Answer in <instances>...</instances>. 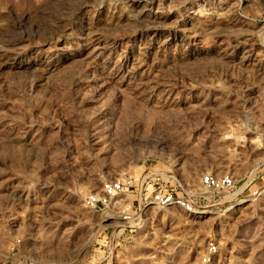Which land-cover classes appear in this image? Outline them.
Wrapping results in <instances>:
<instances>
[{
  "label": "rangeland",
  "instance_id": "rangeland-1",
  "mask_svg": "<svg viewBox=\"0 0 264 264\" xmlns=\"http://www.w3.org/2000/svg\"><path fill=\"white\" fill-rule=\"evenodd\" d=\"M172 168L211 213L84 205ZM263 189L264 0H0V260L264 264Z\"/></svg>",
  "mask_w": 264,
  "mask_h": 264
},
{
  "label": "built area",
  "instance_id": "built-area-1",
  "mask_svg": "<svg viewBox=\"0 0 264 264\" xmlns=\"http://www.w3.org/2000/svg\"><path fill=\"white\" fill-rule=\"evenodd\" d=\"M200 183L206 190L213 193L233 191L237 179L233 173L217 174L212 171L203 172ZM149 186L152 189H149ZM145 190V192H144ZM132 195L136 197L133 198ZM85 207L103 212H111L124 225H133L135 220L151 205L160 208L180 207L191 212L196 209L195 194L188 189L177 170H150L142 180L132 175L108 181L102 191L90 192L84 197ZM209 252H216V241L208 243ZM208 262V257H202ZM0 264H61L57 260H47L35 253L22 249V238L16 237L8 254L0 260Z\"/></svg>",
  "mask_w": 264,
  "mask_h": 264
},
{
  "label": "bare ground",
  "instance_id": "bare-ground-1",
  "mask_svg": "<svg viewBox=\"0 0 264 264\" xmlns=\"http://www.w3.org/2000/svg\"><path fill=\"white\" fill-rule=\"evenodd\" d=\"M99 137H97V138H99ZM262 192L264 193V189L261 191V193ZM238 204H242V201L239 202ZM211 211L210 210H207V209L206 210L205 209L204 210L194 209V210L191 211V213L192 214H195L197 217H202V216L204 217L206 214L211 213ZM107 213L108 214H106V217H105L106 220H108L109 218L111 219V217H114V215L111 212H107ZM153 232H155V229H153ZM168 241H169V238L168 237L166 239H163V242H162L163 243V246H167Z\"/></svg>",
  "mask_w": 264,
  "mask_h": 264
}]
</instances>
